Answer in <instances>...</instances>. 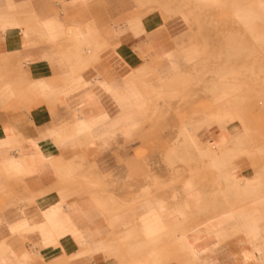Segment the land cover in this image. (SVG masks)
<instances>
[{"label": "crops", "instance_id": "0c3cea01", "mask_svg": "<svg viewBox=\"0 0 264 264\" xmlns=\"http://www.w3.org/2000/svg\"><path fill=\"white\" fill-rule=\"evenodd\" d=\"M170 2L0 0V57L20 56L32 91L75 90L69 108L76 110L72 119L71 110L54 115L45 105L0 111V264H264V168L246 159L214 166L212 151L193 144L205 165H181L173 187L171 170L152 164L155 155L141 159L146 167L135 152L139 143L112 136L116 129L130 135L135 119L127 111L139 105L137 88L121 87L117 70L152 64L173 49L182 21L168 11L181 6ZM65 26L84 37L68 53L41 42L54 43ZM81 45L99 46L97 60L79 59ZM89 64L83 80L73 77L81 90L73 89L71 70ZM59 76L67 82L57 88L47 80ZM86 82L96 99L85 93ZM106 93L121 108L115 117L107 113ZM201 135L188 139L215 145L222 134ZM81 149L94 154L82 157ZM241 150L238 143L234 153ZM81 159L82 176L73 170ZM93 161L98 169L86 170ZM81 178L83 188L63 184ZM62 211L67 216L57 217Z\"/></svg>", "mask_w": 264, "mask_h": 264}, {"label": "rangeland", "instance_id": "374dc122", "mask_svg": "<svg viewBox=\"0 0 264 264\" xmlns=\"http://www.w3.org/2000/svg\"><path fill=\"white\" fill-rule=\"evenodd\" d=\"M170 3L181 6L168 8V11L173 16H181L182 21L175 33L173 49L152 64L143 63L138 69L123 65L117 70L120 86L134 84L141 105L127 111L135 119L130 135L123 136L116 129L112 136L123 138L125 143H139L135 152L140 160L155 155L152 164L156 168L166 165L171 170L173 187L179 180L181 165L189 171L205 165L207 158L196 154L193 144L212 151L214 166L225 168L235 159H246L252 167L264 168V0H171ZM72 27H63L62 35L54 43L40 40L65 53L74 42L84 40L73 30L76 27ZM54 31L55 26L53 36ZM99 50V46L81 45L75 54L91 64L97 60ZM2 57L6 61H0V111L29 110L31 106L45 105L54 115L58 108L71 110L72 119L76 110L69 108L73 106L69 101L75 90L61 93L55 89L52 94H45L42 88L34 86L32 91L29 88L32 80L27 78L20 56L7 53ZM90 64L70 72L68 77L73 89L81 90L82 83L73 77L81 75ZM47 80L56 88L67 82L64 76ZM50 82L44 85L50 88ZM5 89L8 94L4 95ZM106 94L110 110L107 113L115 117L121 108L112 95ZM207 123L214 132L222 134L216 137V146L209 141L203 145L199 139L191 142L185 136L184 130H190L192 137L196 131L199 138L204 137L199 130ZM224 142L222 151L215 148ZM238 143L242 150L234 153ZM81 152L82 157L94 154V150L89 149H81ZM141 163L148 166L147 161L141 160ZM84 165V160L76 161L74 172L82 176ZM95 169L98 166L94 161L86 168ZM63 184L84 187L82 178L76 183L65 181ZM92 186H99V182ZM261 229L264 233V226Z\"/></svg>", "mask_w": 264, "mask_h": 264}, {"label": "bare ground", "instance_id": "6f19581e", "mask_svg": "<svg viewBox=\"0 0 264 264\" xmlns=\"http://www.w3.org/2000/svg\"><path fill=\"white\" fill-rule=\"evenodd\" d=\"M261 7L263 6L262 4L260 5ZM236 16L237 17H239V13L237 12L236 13ZM45 31V33H46V36H47V38L48 39H51L52 38V35H51V33L49 32V30H44ZM80 35H82L81 33H80ZM72 71V70H71ZM76 77L78 78V80H83V77L80 75V74H76ZM89 82H86V84H85V89H84V91H85V93L88 95V97L89 98H91V99H96V97H94V95L91 93V91H90V89L88 88L89 87ZM96 84V83H95ZM96 93V92H95ZM100 102V101H99ZM139 105H141V103L139 102ZM138 105V106H139ZM82 115V120H85V116H84V114H81ZM199 129V128H198ZM185 131V136L187 137V138H189L190 140H192L193 141V139H192V136H191V133H190V130H184ZM199 131H201V132H209L211 135L214 133V129H212V126L210 125V124H205V125H203V128L201 129V130H199ZM197 132V131H196ZM89 133V132H88ZM61 216H67L66 214H65V212L64 211H62L61 212V214L60 215H58L57 217H61ZM27 221V220H26ZM49 222H51V221H49ZM28 227V229H32L31 228V226H27ZM47 227H49V228H52L53 226H52V224H49V226H47ZM55 227V226H54ZM34 229V228H33Z\"/></svg>", "mask_w": 264, "mask_h": 264}]
</instances>
